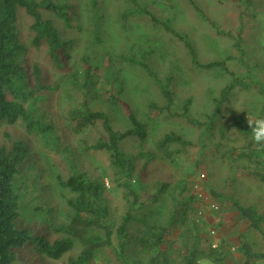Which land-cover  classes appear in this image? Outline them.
<instances>
[{
  "label": "rangeland",
  "instance_id": "rangeland-1",
  "mask_svg": "<svg viewBox=\"0 0 264 264\" xmlns=\"http://www.w3.org/2000/svg\"><path fill=\"white\" fill-rule=\"evenodd\" d=\"M55 1L72 5L73 23L78 26L67 27L54 13L42 10L63 38L74 40L67 63L72 77L54 63L45 42L39 46L32 43V18L23 9L18 22L23 42L28 46L25 61L33 89L26 106L32 101L38 116L50 123L53 130L46 139L28 129L22 119L14 124L0 123V143L10 146L13 139L23 140L31 151L20 167L18 181L25 186L20 207L24 224L49 232L51 238L66 233L59 228L70 220V192L60 186L59 178H66L74 169L105 182L112 217L116 226L121 222L128 203L125 189L118 183L110 153L91 147L107 134L101 123L79 132L70 116L72 108L87 103L94 110L106 111L113 126L125 130L130 122L123 106L111 107L107 102L108 91L114 90L148 128L145 141L131 137L121 145L130 155L153 153L150 160L146 156L136 160L140 199L150 195L157 184H169L161 200L144 209L154 207L165 216L175 194H196L203 227L214 244L224 242L229 253L227 264H242L243 255L237 247L242 234L254 242L256 249H262V236L248 229L249 223L224 195H234L264 212V182L246 175L241 167L245 162L235 158L245 143L242 136L236 129H222L233 114L264 117V0H195L202 15L189 0H138L191 41L200 63L225 60L229 72L220 66L195 65L184 41L163 25L154 24L148 15H125L129 0H98L96 5L93 0ZM98 20L102 24L100 40L96 31ZM238 37L242 38V50L236 45ZM137 61L146 62L160 80L171 78L174 103L170 110H158L167 100L154 78ZM90 65L94 67L95 83L86 90L82 88L84 71ZM35 66L40 70L39 82L32 76ZM231 80L234 87L230 101L223 104L222 113L210 129L207 124L215 109V99L221 97L223 87ZM189 99L185 116L181 113ZM188 118L206 125H195ZM169 132L182 135L193 145L173 143L168 148L173 155H168L158 142ZM212 190L224 195L216 198ZM171 239L180 246L181 229L173 231ZM81 248L78 244L69 254L76 255ZM69 254L60 260H47L46 264H62ZM116 262L107 249L94 264H119ZM17 263L38 261L34 255L25 254L19 256Z\"/></svg>",
  "mask_w": 264,
  "mask_h": 264
},
{
  "label": "trees",
  "instance_id": "trees-1",
  "mask_svg": "<svg viewBox=\"0 0 264 264\" xmlns=\"http://www.w3.org/2000/svg\"><path fill=\"white\" fill-rule=\"evenodd\" d=\"M200 15L201 8L195 0H189ZM98 0H93L97 4ZM130 8L125 15L142 13L148 15L154 24L163 25L166 30L184 41L193 56V63L206 68L221 67L229 72L225 60L200 63L196 59L195 48L191 41L177 32L169 21L159 19L138 0H129ZM23 9L32 18L30 28L33 32L32 43L36 46L45 42L50 56L66 76L72 77L68 71V61L71 57L73 39L62 37L60 30L51 18L45 17L43 9L54 13L67 27H78L73 23L74 10L72 5L55 0H0V123L14 124L22 119L28 129L46 137L53 130L50 123L38 116L36 108L31 101L33 95L31 73L25 61L28 46L23 42L19 28V11ZM97 39H101L102 24L98 20L96 25ZM242 38L236 41L237 48L243 49ZM141 63L145 70L154 78L165 96V106L156 108L170 110L173 106V93L170 89L171 78L162 81L156 77L152 69L144 61ZM37 82L40 80V70L35 66L33 71ZM84 89H90L95 83L94 67L87 66L84 71ZM237 81L238 78H233ZM230 81L221 92V97L215 99V109L207 126L212 129L218 116L222 113V106L230 101V93L234 87ZM107 102L111 107L122 105L130 126L125 130L116 129L111 123L109 114L103 110H94L87 103L72 108L70 116L76 121L75 129L83 131L87 127L101 123L107 137L99 138L91 147L106 150L110 153L112 164L118 173V183L126 192L127 211L116 226L112 217L110 205L106 199V184L101 179L91 178L86 172L74 169L66 178H59L62 188L70 192L67 204L71 210L68 223L59 229L66 232L61 237L51 238L50 233L43 229H33L25 225L20 212L21 197L24 185L19 181L20 167L31 155L29 145L19 139H13L10 146L0 143V264H18L19 256L32 254L38 264H46L47 260H60L72 251L78 244L81 250L76 255H68L62 264H94L102 251L110 250L116 263L119 264H196L197 258H205L209 264H227L229 253L224 242L214 244L204 229L203 219L200 218V206L196 202L197 195L173 196L171 209L164 216L154 207L145 210L152 204L159 202L167 192L169 184L166 182L154 186L153 192L143 196L139 192L140 180L137 177L136 160L146 156L150 160L153 153L130 155L122 148V142L128 138L136 137L145 141L148 137V128L135 112L117 95L114 90L108 91ZM191 100L185 101V111L181 114L187 116L188 105ZM246 114L237 113L230 116L226 127L227 131L236 129L245 143L238 150L236 159L244 161L242 169L246 175L264 182V146H258L251 140V130L248 128ZM250 117V116H249ZM259 116L257 118H261ZM251 118V117H250ZM193 124L203 126L204 122L188 118ZM256 119V118H252ZM206 126V127H207ZM173 143L182 146L193 145L176 132L166 133L158 142L161 150L173 155L168 148ZM236 152V151H234ZM147 162L144 164L146 168ZM183 189L185 186H182ZM214 197L224 195L223 192L212 190ZM229 199L242 219L249 225L248 229L258 232L264 241V212L258 210L254 204H245L234 195H224ZM181 229V244L175 245L171 239L173 231ZM211 236H213L211 234ZM238 250L242 253V264H264V247L256 249L254 242L245 234L240 237ZM24 264V263H23ZM34 264V263H33ZM36 264V263H35Z\"/></svg>",
  "mask_w": 264,
  "mask_h": 264
},
{
  "label": "clouds",
  "instance_id": "clouds-1",
  "mask_svg": "<svg viewBox=\"0 0 264 264\" xmlns=\"http://www.w3.org/2000/svg\"><path fill=\"white\" fill-rule=\"evenodd\" d=\"M248 128L251 130V140L258 146H264V117L252 119L247 116ZM196 264H209L205 258H197Z\"/></svg>",
  "mask_w": 264,
  "mask_h": 264
},
{
  "label": "built area",
  "instance_id": "built-area-1",
  "mask_svg": "<svg viewBox=\"0 0 264 264\" xmlns=\"http://www.w3.org/2000/svg\"><path fill=\"white\" fill-rule=\"evenodd\" d=\"M214 231V230H213Z\"/></svg>",
  "mask_w": 264,
  "mask_h": 264
}]
</instances>
